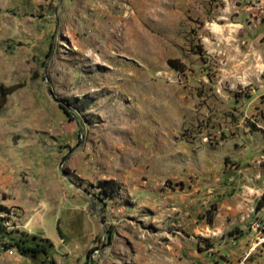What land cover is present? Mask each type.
<instances>
[{
    "label": "rangeland",
    "instance_id": "374dc122",
    "mask_svg": "<svg viewBox=\"0 0 264 264\" xmlns=\"http://www.w3.org/2000/svg\"><path fill=\"white\" fill-rule=\"evenodd\" d=\"M1 86L0 264H264V0H0Z\"/></svg>",
    "mask_w": 264,
    "mask_h": 264
},
{
    "label": "trees",
    "instance_id": "16d2710c",
    "mask_svg": "<svg viewBox=\"0 0 264 264\" xmlns=\"http://www.w3.org/2000/svg\"><path fill=\"white\" fill-rule=\"evenodd\" d=\"M167 64L170 68L174 69L177 72L183 71V65L177 60V59H169L167 60ZM16 86H10V87H0V96L2 101H5L7 96L10 95L12 92L16 90ZM65 113H68L66 109H64ZM103 184H106V186L102 189L103 192L109 193L110 191L116 189L118 187V184L115 180L110 179L103 182ZM264 206V193L261 195L260 199L258 200L257 207L260 209ZM3 235H10L9 232H6V230L0 225V237H3ZM14 240V239H12ZM17 248L18 252L22 256H29V257H36L40 254H46V246L43 243V241L35 242L33 244H30L27 239H18L17 242L14 243V245H11Z\"/></svg>",
    "mask_w": 264,
    "mask_h": 264
},
{
    "label": "built area",
    "instance_id": "2783aa9c",
    "mask_svg": "<svg viewBox=\"0 0 264 264\" xmlns=\"http://www.w3.org/2000/svg\"><path fill=\"white\" fill-rule=\"evenodd\" d=\"M263 207H264V206H263ZM255 226H256V230H257V228H259V224L257 223ZM258 244H260V245H261V243H260V242H259V243H257V245H258Z\"/></svg>",
    "mask_w": 264,
    "mask_h": 264
}]
</instances>
